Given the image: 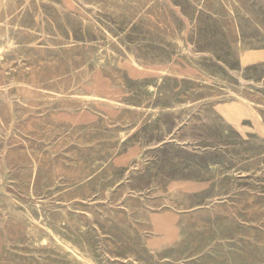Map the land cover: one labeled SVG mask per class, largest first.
Masks as SVG:
<instances>
[{
	"label": "rangeland",
	"instance_id": "rangeland-1",
	"mask_svg": "<svg viewBox=\"0 0 264 264\" xmlns=\"http://www.w3.org/2000/svg\"><path fill=\"white\" fill-rule=\"evenodd\" d=\"M263 105L264 0H0V264H264Z\"/></svg>",
	"mask_w": 264,
	"mask_h": 264
},
{
	"label": "bare ground",
	"instance_id": "bare-ground-1",
	"mask_svg": "<svg viewBox=\"0 0 264 264\" xmlns=\"http://www.w3.org/2000/svg\"><path fill=\"white\" fill-rule=\"evenodd\" d=\"M227 1V0H226ZM138 2V1H137ZM184 4V3H183ZM144 5V4H143ZM129 6V5H128ZM131 6V5H130ZM135 6V5H134ZM95 18V17H94ZM96 26H97V24H96ZM8 36V35H7ZM9 40V39H8ZM127 49V48H126ZM74 50V49H73ZM72 50V52H74ZM187 50V49H186ZM71 51V50H70ZM65 52H67V51H65ZM67 54H69V53H67ZM66 54V55H67ZM72 56V55H71ZM127 56V55H126ZM65 57V56H64ZM68 57V56H67ZM137 57V56H136ZM42 58V57H41ZM137 59H138V57H137ZM135 62V61H134ZM3 63H5V62H3ZM46 63H47V61H46ZM136 64H138V65H140L138 62H135ZM44 66V65H43ZM42 66V67H43ZM70 66V65H69ZM104 66V65H103ZM84 67H85V65H84ZM104 67H106V66H104ZM140 67H144V66H140ZM45 68V67H44ZM58 68V67H57ZM71 68V67H70ZM73 68V67H72ZM80 68V67H79ZM78 68V69H79ZM107 68V67H106ZM145 68V67H144ZM77 69V68H76ZM9 70V69H8ZM18 70V69H17ZM48 69H46V72H48L47 71ZM52 70V69H51ZM85 70V69H84ZM35 72H36V70H35ZM45 72V73H46ZM57 72H59V70L57 71ZM68 72V71H67ZM8 73H10V72H8ZM37 73V72H36ZM42 75V74H41ZM9 76V75H8ZM76 76V75H75ZM105 77V76H104ZM50 78H48V80H49ZM84 80V79H83ZM83 80H81V81H83ZM113 80H115V79H113ZM58 82V81H57ZM47 83V82H46ZM55 83V82H54ZM232 83V82H231ZM29 84V83H28ZM81 84V83H80ZM89 84V83H88ZM56 85V84H55ZM75 85V84H74ZM225 85V84H224ZM44 86V85H43ZM50 86H51V84H50ZM116 86V85H115ZM158 86V85H157ZM52 87V86H51ZM226 87V86H225ZM234 87V86H233ZM244 87H246V86H244ZM49 88V87H48ZM53 88H55V87H53ZM119 88V87H118ZM238 88V87H237ZM253 88V87H252ZM47 89V88H46ZM50 89V88H49ZM59 89V88H58ZM191 89V88H190ZM57 90V89H56ZM65 90V89H64ZM95 90V89H94ZM126 90V89H125ZM236 90H238V89H236ZM53 91V90H52ZM263 91V90H262ZM78 92V91H77ZM125 92V91H124ZM242 92V91H241ZM255 92V91H254ZM60 93V92H59ZM61 93H62V91H61ZM81 93V92H80ZM83 94H84V92H83ZM104 94V93H103ZM244 94V93H243ZM92 95V94H91ZM99 95V94H98ZM112 95V94H111ZM125 95H126V93H125ZM132 95V94H131ZM130 95V96H131ZM258 95V94H257ZM75 96V95H74ZM77 96V95H76ZM104 96V95H103ZM106 96V95H105ZM93 97V96H92ZM97 97H99V96H97ZM109 97V96H108ZM107 97V98H108ZM114 97V96H113ZM124 97V96H123ZM253 97V96H252ZM94 98V97H93ZM95 98H96V95H95ZM261 98H262V96H261ZM100 99V98H99ZM129 99V98H128ZM245 99V98H244ZM106 100V99H105ZM127 101H130V100H127ZM249 101V100H248ZM118 102V101H117ZM91 103V102H90ZM123 104H124V102H122ZM121 103V101H120V103H118V104H122ZM127 103V102H126ZM255 103V102H254ZM102 104V103H101ZM134 104V103H133ZM258 104H260V103H258ZM258 104H256V105H258ZM98 105H99V103H98ZM72 106V105H71ZM93 106V105H92ZM106 106V105H105ZM109 106V105H108ZM135 106V105H134ZM262 106V105H261ZM264 106V105H263ZM89 107V106H88ZM95 107V106H94ZM129 107H130V104H129ZM133 107V106H132ZM74 108H77V107H74ZM73 108V109H74ZM90 108V107H89ZM89 110V109H88ZM100 111V110H99ZM103 111V110H102ZM88 112V111H87ZM98 112V111H97ZM101 112V111H100ZM94 114V113H93ZM96 115V114H95ZM168 120V119H167ZM183 120V119H182ZM167 123V122H166ZM176 124V123H175ZM176 126V125H175ZM178 126V125H177ZM176 126V127H177ZM223 130V129H222ZM143 141V140H142ZM258 151V150H257ZM264 153V152H263ZM257 155V154H256ZM210 160V159H209ZM212 164V163H211ZM252 170V169H251ZM79 179H81L80 177H79ZM76 180V179H75ZM74 186H76V185H74ZM78 187V186H77ZM77 189V188H76ZM195 191H197L196 189H195ZM194 191V192H195ZM199 191V190H198ZM191 193H193V192H191ZM196 194V193H195ZM198 195V194H197ZM206 196V195H205ZM86 198H87V196H86ZM240 200V199H239ZM212 202V201H211ZM202 203V202H201ZM199 204V203H198ZM246 204V203H245ZM200 205V204H199ZM251 205V204H250ZM11 206V205H10ZM252 206V205H251ZM8 207H9V205H8ZM250 207V206H249ZM13 208H15V207H13ZM12 208V209H13ZM37 209V208H36ZM242 209V208H241ZM7 210V209H6ZM11 210V209H10ZM15 210V209H14ZM27 211V210H26ZM40 211V210H39ZM42 211V210H41ZM239 211H241V210H239ZM10 212V211H9ZM13 212V211H12ZM58 212V211H57ZM14 214H17V213H15V212H13ZM31 213V212H30ZM47 213V212H46ZM241 213V212H240ZM243 214V213H242ZM19 215V214H18ZM50 215H53V213L52 214H50ZM63 215V214H62ZM241 215V214H240ZM21 216V215H20ZM56 216V215H55ZM55 216H53V217H55ZM249 216V215H248ZM251 216V215H250ZM50 216H48V218H49ZM243 217V216H242ZM252 217V216H251ZM22 218H23V216H22ZM29 218V217H28ZM74 218V217H73ZM239 218H241L240 216H239ZM248 218V217H247ZM250 218V217H249ZM248 218V219H249ZM253 218H255V217H253ZM30 219H32V217L30 218ZM55 219H57V218H55ZM75 219V218H74ZM28 220V219H27ZM36 220V219H35ZM48 220V219H47ZM46 221V220H45ZM51 221H52V219H51ZM34 222H37V220L36 221H34ZM39 222V221H38ZM50 222V221H49ZM45 223V222H44ZM80 223V222H79ZM52 224V223H51ZM66 224V223H65ZM68 224V223H67ZM47 225V224H46ZM53 225H55L54 223H53ZM61 225V224H60ZM63 225V224H62ZM59 226V225H58ZM57 226V227H58ZM52 228H53V226H52ZM59 228V227H58ZM50 229V228H49ZM78 229V228H77ZM61 230H62V228H61ZM67 230H69V229H67ZM241 230V229H240ZM63 231V230H62ZM65 231V230H64ZM71 231V230H70ZM47 232V231H46ZM72 232V231H71ZM77 232V231H76ZM49 233V232H48ZM68 234V233H67ZM79 234V233H78ZM83 234V233H82ZM41 235V234H40ZM40 235H39V237H40ZM59 235V234H58ZM77 235V234H76ZM241 235V234H240ZM249 235V234H248ZM50 236H51V234H50ZM43 237V236H42ZM56 237V236H55ZM57 238H59V237H57ZM56 238V239H57ZM61 238V237H60ZM65 238H67V237H65ZM33 239V238H32ZM42 239V238H41ZM40 239V240H41ZM83 239H84V234H83ZM34 240V239H33ZM67 240V239H66ZM69 240V239H68ZM34 242V241H33ZM60 242V241H59ZM69 242V241H68ZM82 242V241H81ZM85 242V241H84ZM62 243V242H61ZM72 243V242H71ZM74 243V242H73ZM81 251V250H80ZM70 254V253H69ZM76 257V256H75ZM239 257V256H238ZM242 257V256H241ZM73 258H74V256H73ZM242 259V258H241ZM74 260H75V258H74ZM79 262V261H78ZM80 263V262H79ZM85 263H88V262H85ZM238 263H242V262H238ZM253 262H251V264H252ZM95 264V263H94Z\"/></svg>",
	"mask_w": 264,
	"mask_h": 264
}]
</instances>
